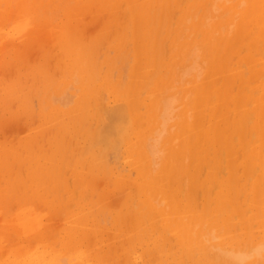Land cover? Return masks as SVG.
I'll list each match as a JSON object with an SVG mask.
<instances>
[{
	"label": "bare ground",
	"instance_id": "bare-ground-1",
	"mask_svg": "<svg viewBox=\"0 0 264 264\" xmlns=\"http://www.w3.org/2000/svg\"><path fill=\"white\" fill-rule=\"evenodd\" d=\"M56 1L0 0V19L14 21L13 25L18 30L17 33L9 34V39H0V76L5 78L10 73L13 79L15 76L21 82L23 79H19L27 74L33 78L39 74L35 78L39 81L38 87L34 88L35 82L33 86L34 93L38 95L40 90L48 91L49 83L46 85L43 82L46 77L53 76L51 62L56 67L62 63L63 91L60 89L58 99H55L71 106L66 112L57 106L48 114L41 110L37 124V118L31 122L34 115L26 105L28 101H20L18 96L14 98L15 101L11 95H5L10 90L7 91L2 82L0 84L5 93H0V106L7 107L14 102L17 107L23 108L20 112L13 109L12 105V108H6L7 116H0V134L3 132L4 135L5 131L10 130V135L0 136V264H264V83L259 96H254V92L252 98L246 99L244 93H234L230 81L240 79L242 75L226 76L229 72L227 63L213 57L214 47H205L207 67L201 82L203 85L200 84L189 99V120L185 118L184 110L178 114L174 112L181 107L174 108V95L165 97V90L164 93L162 91V86L170 85L162 78L172 72V66L165 63L166 60L161 56L168 50L163 46L166 40L162 44L165 39L163 33L172 32L175 13H181V20H189L194 32L203 34L205 46L209 44L208 33H212L215 39L220 35L217 25L208 31L198 29L208 26L210 16L205 15L204 11L202 15H205V19L201 23L196 19V8H204V2ZM122 1L127 28L117 30L110 39V46L108 43L102 44L107 49L113 47L120 51L129 47L131 53V63L129 65L127 62L129 67L125 65L128 67L127 77H124L126 83L121 87V82H118L120 85L116 88V82L111 84L112 72L115 71L114 58L105 57L106 71L103 75L99 74V69H102L99 61L97 57L90 56V49L83 48L81 37L89 22L99 20L98 8L106 6L107 10L114 12ZM215 1L212 0V4L215 5ZM225 1L222 3L226 4ZM183 2H186L184 7ZM253 8L247 15L251 23L252 14L256 13L253 17L255 26L249 28L245 20L239 24L236 35H233L235 42H242L246 38L249 40H245L249 55H244V60L250 64L254 62V56L250 53L256 46L259 47L256 33L264 39V2H258V7L254 5ZM205 10L207 14L208 9ZM172 12L170 29L164 28ZM51 15L53 19L60 17L57 20L59 22L54 24ZM186 29L183 28L182 32ZM102 30H98L95 35L97 44L93 52L102 48L98 46L105 37ZM110 33L107 32V36ZM188 34L189 38L191 35ZM178 39L174 43L180 48L179 53L183 58L189 61L184 73H190L191 70L200 72L202 67L198 55H195L198 50L193 47L190 52H184L181 47L183 42L180 44ZM128 41L130 44L126 43ZM170 44L173 46V39ZM260 49L258 53L264 50ZM125 51L122 53L126 54ZM122 53L114 54L115 58L122 55L120 57L128 61V53L126 56ZM123 60V64L120 63L122 66ZM259 61L264 71V58ZM240 63L244 68L243 62ZM162 67L166 68L164 77L160 75ZM116 70L119 71V79H123L120 70ZM242 70L245 73V69ZM99 75L104 76L105 80L98 81ZM263 76L264 73L260 77ZM255 80L252 82L255 83ZM104 85L112 88L114 100L119 103L110 105L111 108L101 107L104 113L100 115L104 119L99 120L101 116L97 114L99 118L94 125L98 126L95 127L97 130L89 134V129L86 130L87 115L91 109L89 106H92V101L100 100V88ZM68 90L72 92L65 93ZM105 91L104 97L108 92ZM53 95L50 92V97L54 98ZM103 98L102 103L105 101ZM43 103L40 102L42 109H45L47 106H43ZM32 106L30 110L33 107L35 109ZM99 107L95 105L94 110L97 108L98 111ZM173 117L177 119L173 130L169 131L172 127H168V123ZM32 123L36 125L31 126ZM10 128L23 134H17ZM166 132L167 136L162 137ZM44 141L46 146L40 144ZM95 141L105 142L103 146L110 144L107 149L112 154L122 146L127 167L134 175L120 171V168L115 174L111 172L109 163L102 155L107 151L101 153L90 150L91 156L86 154L83 157L81 153L80 159L70 149V144L83 150L90 149ZM102 148L107 150L104 147L99 149L102 151ZM160 151L163 153L159 157ZM101 215L106 217L103 220L109 226L103 225L99 217ZM30 245H34L32 252Z\"/></svg>",
	"mask_w": 264,
	"mask_h": 264
},
{
	"label": "rangeland",
	"instance_id": "rangeland-1",
	"mask_svg": "<svg viewBox=\"0 0 264 264\" xmlns=\"http://www.w3.org/2000/svg\"><path fill=\"white\" fill-rule=\"evenodd\" d=\"M59 1L60 0H57L56 2L57 3H59ZM71 1V0H70ZM203 2H204V4H205V7H206V5H207V8H205V9H208V13L206 14V10L204 9V8H201V7H198V9L196 8V10H198V13H197V16H196V19L197 20H199V22L201 23L202 22V20H204L205 19V15H208L209 14V18H208V26L206 25V26H201L200 28H198V29H202V30H204V31H208V30H210V29H212L213 28V26H215L216 27V25H217V28H219V32H220V35H218V38H212L213 36H212V33H208L207 34V40H208V42H209V44L208 45H204L203 44V42L205 41V37L203 36V34H201V32H194L191 28H190V22H189V20H188V22L186 21V20H184V19H182L181 20V13H175L174 14V19L172 18L173 16V12L171 13V16L168 18V19H166V27H164V28H167V29H170L169 27H170V24L172 23V25L171 26H173L172 27V34L171 33H169V32H167V31H164L165 33H163V34H165V35H163L164 37L163 38H165V39H163L162 40V44H163V41L164 40H166V41H164V48L165 49H168V50H166L167 52L165 53V49L163 50L164 51V53H165V55L166 56H164V53H162V57L164 58V60H166L165 61V63H169L171 66H172V72H171V74H172V76H171V74H167L166 73V68L165 67H162L161 69H160V71H161V74L160 75H162L161 77H164V73H166L165 74V76L166 77H164V78H162V79H164V81L166 82V81H168L167 83H168V85L169 86H162L163 87V89H162V91L163 90H165V93H164V91H163V93H164V95H165V97L166 96H173L174 95V108L175 107H178L179 105L181 106L180 108L178 107V108H176L175 110H174V112L176 113L177 112V114L178 113H180V111L181 110H184L185 111V118L187 119V120H189V112H190V110H191V104H190V102H189V99L194 95V93L198 90V88H199V86H201L200 84H202L203 82V76H204V69L207 67V62H206V64H205V59H204V57L206 58V60H207V56H206V51H205V47H211V48H213L214 47V49H212V54H213V57L215 58V59H217V60H224L226 63H227V67L229 66V72H228V74H225L226 76H229V75H234V76H237V75H242L241 76V78L240 79H234V80H231L230 81V87L232 88V91L234 92V93H244V95L246 96H244V98H248L249 99V97L250 98H252V96H253V94H254V92L256 93L254 96H259L260 94H261V90H262V84L264 83V76L261 78L260 76H261V74H263L264 73V71L261 69V64H260V59L261 58H264V57H262V56H264V50L261 52L262 53V55L260 56V51H259V53H258V48L260 49H264V44H263V41H264V39L263 38H261V35H258L257 33H256V35H257V38H256V41H257V45H259V47H257L256 46V48H255V50L254 51H252L250 54H252L253 56H254V62L252 63V64H250L249 62H246L245 60H244V57L246 56V55H249V54H247L248 53V51H247V45H246V41H249L247 38L246 39H243L244 40V42H243V40H242V42L240 41H238V42H235L234 41V37H233V35H236V33H237V29H238V26H239V24L241 23V22H243V21H247L248 22V19H250V17L247 15V13L248 12H251V11H253V6L255 5L256 7H258V2H260V3H263L264 2V0H257L256 2H255V0H216L214 3H215V5L214 4H212V0H202ZM214 1V0H213ZM223 1H225V3L226 4H224V3H222ZM243 3H242V2ZM206 2V3H205ZM238 2H241V4L240 3H238ZM208 3V4H207ZM230 4H231V6H230ZM237 4H240L239 6L237 5ZM186 5V2H183L182 3V6L184 7ZM210 5H213V6H215V7H211ZM220 5V6H219ZM222 5V6H221ZM236 5V6H235ZM125 5H124V3H123V1L120 3V6H119V8L117 9V11L115 10L114 12L113 11H109V10H107V7L106 6H102V7H100V8H98L96 11L97 12H99V15L97 14V12H96V14L98 15V19L100 20L101 19V21L99 22V20L98 21H95L94 23H88L87 25H86V27L84 28V30L85 31H87V32H84V30H83V32H82V39H83V41H82V46H83V48L84 49H86V50H88V49H90V56L92 55V58H96L97 59V61H99V64H100V67L103 69V72H102V69H99V74H104L105 73V71H106V68H105V64H104V60H105V57H108V58H110L111 57V59H113L114 58V72H112V83L111 84H114V82H116V88H118V86L121 84L122 86L121 87H123L124 86V84L126 83V78H124L125 77V75H126V77H127V70H128V67H129V65H130V61H131V53H130V50H129V47H127V49H122L121 51L120 50H114V48L113 47H110V48H108L107 49V47L105 48V47H103L104 45H105V43H108V46H110L111 45V43H110V39H112L114 36H115V34L117 33V30H122L123 28H127V21H126V16H125V14H124V11H123V7H124ZM247 6H249V7H247ZM225 7H227V8H225ZM233 7V8H232ZM242 7V8H241ZM56 8V7H55ZM201 8V9H200ZM215 8H220V9H216V11H215V9H214V12H213V9ZM253 8V9H252ZM239 9V10H238ZM241 9V10H240ZM99 10V11H98ZM103 10V11H102ZM210 10V11H209ZM222 12H221V11ZM55 10L53 9V12H54ZM205 12V15L203 14L202 15V13H204ZM227 12V14H228V16H227V14H226V12ZM201 12V13H200ZM213 12V13H212ZM225 12V14H223ZM110 13H111V15H110ZM245 13H246V15H245ZM105 14V15H104ZM117 14V15H116ZM256 14V13H255ZM255 14H252V21H251V23L250 22H248V26H249V28H251V27H254L255 26V23H254V21H253V17H254V15ZM107 15V16H106ZM113 16L114 17V15H115V17L113 18V17H110V16ZM180 15V16H179ZM214 15H215V17H214ZM221 15H222V18H221ZM233 15V16H232ZM236 15V16H235ZM52 16V15H51ZM103 16L106 18V17H108V18H106V19H104L103 18ZM178 16V17H177ZM234 16H235V19H234ZM119 18V20H118V18ZM204 17V18H203ZM214 17V18H213ZM54 18V16H52V18H50V19H52L53 20V23L55 24V22L60 18H58L57 16H56V18L55 19H53ZM116 18V19H115ZM174 20H172V19ZM244 20H243V19ZM172 20V22L171 21H169V20ZM201 19V20H200ZM2 19H0V39H1V37H3V38H5V39H9V34H14V33H17L16 32V30H17V28L13 25V24H15L14 23V21H11V20H9V19H7V18H5V19H3L2 21L4 22V23H2V21H1ZM8 21V23H6L7 21ZM103 20L105 21V22H103ZM118 20V21H117ZM178 20V21H177ZM196 20V21H197ZM6 21V22H5ZM11 23H10V22ZM107 21H108V24H107ZM110 21H112V22H110ZM179 21H181V22H179ZM192 21V20H191ZM221 21V22H220ZM57 22H59V21H57ZM110 22V23H109ZM117 22V23H116ZM124 22H125V24H124ZM171 22V23H170ZM188 24H187V23ZM219 23V24H217V23ZM39 23V22H38ZM97 23H98V25H97ZM7 24V25H6ZM111 24H112V28H111ZM117 24V25H116ZM124 24V25H123ZM182 24V25H181ZM223 24V25H222ZM230 24V25H229ZM232 24V25H231ZM250 24V25H249ZM3 25H5L4 27H3ZM96 25V27H94ZM100 25H102V26H100ZM177 25H179V27H177ZM181 25V26H180ZM219 25H220V27L221 26H223V28L221 27H219ZM228 25L231 27L232 26V29L230 28V27H228ZM98 26V27H97ZM108 26V27H107ZM117 26V27H116ZM189 26V27H188ZM226 26V27H225ZM257 26V25H256ZM3 27V28H2ZM90 27H92V28H94V29H91ZM104 27V28H103ZM123 27V28H122ZM177 27V28H176ZM203 27V28H202ZM205 27V28H204ZM209 27V28H208ZM90 28V29H89ZM102 28H103V30H102ZM107 28V29H106ZM116 28H118V29H116ZM183 28L185 29V28H187L184 32H182L183 31ZM228 28H229V32H228ZM235 28V29H234ZM4 29H5V31H4ZM14 29V30H13ZM110 29V30H109ZM111 29H113V30H111ZM206 29V30H205ZM91 30H94V32L93 31H91ZM98 30H102L103 31V36H105V37H103L102 39V41H100V43H99V47H102V48H100L98 51L100 52V54H101V56H100V59L98 58L99 57V52L97 51V52H93V51H95L94 50V48H95V46H96V44H97V42H96V40H95V35H96V33L98 32ZM107 30V31H106ZM125 30V29H124ZM235 30V31H234ZM15 31V32H14ZM18 31V30H17ZM89 31V32H88ZM193 31V32H192ZM9 32V33H8ZM91 32L93 33V34H91ZM107 32L108 33H110L111 35H109V36H107L108 34H107ZM178 34H177V33ZM189 34H188V33ZM222 32V33H221ZM105 33V34H104ZM167 33V34H166ZM181 33V34H180ZM183 33V34H182ZM193 35H192V34ZM229 33H231V34H229ZM7 34V35H6ZM85 34H86V38H85ZM171 34V35H170ZM174 34H176L175 36H174ZM187 34L190 36L189 38H188V36H187ZM223 36H222V35ZM6 35V36H5ZM113 35V36H112ZM167 35V36H166ZM169 35V36H168ZM195 35V36H194ZM173 38H172V37ZM181 36V37H180ZM197 36V37H196ZM7 37V38H6ZM109 39H108V38ZM169 37H171V38H169ZM178 37H179V39H178ZM192 37L193 38H195V39H192ZM204 37V38H203ZM228 37V38H227ZM233 38V42H231V38ZM247 37V36H246ZM181 38V39H180ZM200 38H201V40H200ZM85 39H87V40H85ZM106 39V40H105ZM173 39V46L170 44L171 43V40ZM176 39H178L179 40V42H180V44L183 42H186V43H182V45H181V47L184 49L183 51L184 52H190V50L193 48V47H196L195 49H197L198 51H197V53L195 54V55H198V62L201 64V67L203 68H201V70H200V72L199 71H195V70H191L190 71V73L188 72V73H184V71H185V68L188 66V64H189V61L188 60H185V58H183V56H182V54H180L179 53V51H180V48L174 43V40H176ZM190 39H192V40H190ZM203 39V40H202ZM259 41H258V40ZM186 40V41H185ZM200 40V41H199ZM246 40V41H245ZM92 41V42H91ZM169 41V42H168ZM192 41V43H190ZM228 41V42H227ZM261 41V42H260ZM211 42V43H210ZM222 42V43H221ZM259 42L261 43V44H259ZM127 44H130L129 43V41L128 42H126ZM222 45H221V44ZM232 43V44H231ZM102 44H103V46H102ZM165 44L167 45V46H165ZM228 44H230V45H228ZM263 44V45H262ZM43 45H44V43H43ZM169 45V46H168ZM193 45V46H192ZM210 45V46H209ZM234 45V46H233ZM242 47H241V46ZM243 45H245V47L243 46ZM237 46V47H236ZM263 46V47H262ZM221 47V48H220ZM228 47V48H227ZM236 47V48H235ZM171 48V49H170ZM173 48V49H172ZM179 48V49H178ZM190 48V49H189ZM218 48H220V49H218ZM242 48V49H241ZM111 49H112V51L114 50V52H112V53H109V52H111ZM176 49V50H175ZM229 49V50H228ZM241 49V50H240ZM260 49V50H261ZM102 52H101V51ZM125 50H127V56L129 55V53H130V55L127 57L126 56V54L125 53H122L123 51L124 52H126ZM169 50H171V52L169 51ZM221 50V51H220ZM106 53H105V52ZM109 51V52H108ZM219 51V52H218ZM236 51V52H235ZM241 51V52H240ZM247 51V52H246ZM121 54H125V56H126V58H127V60L128 61H126L125 59L123 60V57H120V56H122V55H117L118 56V58L116 59L115 58V55L116 54H119V53ZM177 52V53H176ZM240 52V53H239ZM242 52H244V53H242ZM256 52V53H255ZM95 53V54H94ZM107 53H109V55L107 54ZM219 53V54H218ZM229 53V54H228ZM254 53V54H253ZM258 53V54H257ZM99 54V55H98ZM106 56H105V55ZM115 54V55H114ZM94 55V56H93ZM108 55V56H107ZM172 55V56H171ZM176 55H178V56H176ZM179 55H181V56H179ZM205 55V56H204ZM217 55V56H216ZM220 55V56H219ZM245 55V56H244ZM257 55V57H255ZM104 56V57H103ZM116 56V57H117ZM229 56V57H228ZM233 56V57H232ZM234 56H235V58H234ZM242 56V57H241ZM113 57V58H112ZM166 57V58H165ZM177 57H179V58H177ZM199 57H200V59H199ZM125 58V57H124ZM224 58V59H223ZM243 58V59H242ZM116 59V60H115ZM130 59V60H129ZM177 59V60H176ZM181 61H180V60ZM226 59V60H225ZM101 60V61H100ZM121 60V61H120ZM122 60H123V62H124V65L122 66L120 63H122ZM173 60H174V62H173ZM202 60H203V62H204V64H203V62H202ZM229 62H228V61ZM237 60V61H236ZM119 61V62H118ZM113 62V61H112ZM127 62H129V65H128V63ZM173 62V63H172ZM180 62V63H179ZM184 62V63H183ZM240 62H243V64L242 65H244V68H243V66H241V63ZM126 63V64H125ZM177 63V64H176ZM183 65H182V64ZM238 63V64H237ZM246 63V64H245ZM123 64V63H122ZM230 64H231V66H230ZM240 64V65H239ZM125 65H127V66H125ZM246 65V66H245ZM51 66L53 67V73H52V78L50 77V78H47L46 77V79L45 80H47V81H45L44 80V84H46V85H48V83H49V85L51 86V87H49V85H48V91H43V90H40L39 91V94L38 95H36V92L34 93V90H33V86H34V82H35V85L36 86H34V88H37L38 87V82L36 81V77L39 75V74H36V77H31V75L30 74H27V76L26 77H23V78H21V79H19V81H21L22 79V83L21 82H18V79H17V77L15 78V76H14V79H13V77H12V74H10L9 73V75H7V77L8 78H6V75H5V78L4 77H2V76H0L1 77V80H0V84H1V82H2V84L3 85H5V88L7 89V91H9L10 90V92H6V94L5 93H3V88H0V93H1V95H3V94H5V95H7V96H10L11 95V98H15V97H17L18 96V98L20 99V101L21 100H23L24 102L26 101H28L27 103H26V105H28V109H29V111H32V114L34 115V118H33V120L31 121V122H33L37 117L39 118V115H40V112H41V110H43V113L45 114V113H50L51 111L50 110H52V108L53 107H59L60 108V110L63 112H66V110H69V108H71V106L70 105H67L66 106V104H64V103H59L60 101H58V100H56V99H58L57 98V96H58V92L60 91V89H61V91H63V85H62V82H63V78H64V72H63V70L64 69H62L63 67H61L62 66V63H60V66H58L60 69H58V67H56V64L54 65V63H53V61L51 62ZM55 66V67H54ZM115 66H116V68H115ZM118 66V67H117ZM121 66V67H120ZM125 66V67H124ZM177 66V67H176ZM184 67V68H183ZM242 67V68H241ZM253 67V68H252ZM56 68V69H55ZM174 68V69H173ZM182 68V69H181ZM239 68V69H238ZM241 68V69H240ZM258 68V69H257ZM260 68V69H259ZM54 69H55V71H57V72H55L54 71ZM116 69H119L120 70V72L122 73L121 74V78L123 77V79H119L120 78V74H119V71L117 72V70ZM184 69V70H183ZM234 69V70H233ZM242 69H245V73H243L242 71ZM162 70H164L163 72H162ZM246 70H248L247 72H246ZM60 71V72H59ZM181 71H183V72H181ZM253 71H255V72H253ZM260 71V72H259ZM262 71H263V73H262ZM63 74H62V73ZM115 72H117V73H115ZM195 72V73H194ZM198 72V73H197ZM240 72V73H239ZM251 72V73H250ZM57 73V74H56ZM59 73V74H58ZM184 73V74H183ZM235 73V74H234ZM247 73V74H246ZM56 74V75H55ZM62 76H61V75ZM66 74V73H65ZM183 74V75H182ZM186 74V75H185ZM198 76V78H197V76ZM199 74V75H198ZM243 74H245V75H243ZM257 74V75H256ZM260 74V75H259ZM3 75V76H4ZM10 75H11V77L12 78H10ZM30 75V76H29ZM102 75H99V80L98 81H103V80H105L104 78V76H102ZM114 75H115V79H114ZM249 75H253V76H249ZM256 75V76H255ZM56 76V77H55ZM170 76H171V78H170ZM174 76V77H173ZM182 76V77H181ZM244 76H246V77H244ZM248 76H249V78H248ZM255 76V77H254ZM31 77V78H30ZM200 77V78H199ZM243 77V78H242ZM258 77V78H257ZM29 80H28V79ZM38 78V77H37ZM58 78V79H57ZM251 78V79H250ZM32 79V80H31ZM61 81H60V80ZM173 79V80H172ZM256 79V80H255ZM261 79H263V80H261ZM8 80V81H7ZM10 80V81H9ZM32 82H31V81ZM38 80V79H37ZM49 80L51 81V82H55V83H51V82H49ZM55 80V81H54ZM56 80H57V82H56ZM125 80V81H124ZM175 80V81H174ZM188 80V81H187ZM237 80V81H236ZM239 80V81H238ZM252 80H255V83H254V81L252 82ZM24 81V82H23ZM28 81H30V82H28ZM186 81H187V83H186ZM245 83H244V82ZM260 83H259V82ZM7 82H9V84L7 83ZM11 82V83H10ZM26 82H28V83H26ZM60 82V83H59ZM118 82H121L120 84H118ZM202 82V83H201ZM217 82H220V81H217ZM217 82H215L214 84H217ZM235 82V83H234ZM25 83V84H24ZM56 83H59V84H56ZM100 83V82H99ZM181 83V84H180ZM241 83H242V85H241ZM1 84V85H2ZM10 84H12L11 86H10ZM41 84H42V82H41ZM183 84V85H182ZM1 85H0V87H1ZM8 85V86H7ZM19 85H20V87H19ZM24 85V86H23ZM27 85V86H26ZM203 85V84H202ZM241 85V86H240ZM246 85V86H245ZM255 87H254V86ZM54 86V87H53ZM55 86H57V87H55ZM58 86H59V88H58ZM233 86L235 87V89L233 88ZM30 87V88H29ZM62 87V88H61ZM110 87V86H109ZM108 86H106V85H104V87H101L100 88V90H101V93L99 94V98H100V100L98 99V102H94V101H92L91 102V104L90 105H92V106H89V112H88V115H87V119H88V121H90L89 123H88V121H87V119H86V121H87V124H86V126H87V128H86V130H88V132H89V134H92V133H95L96 132V130L97 129H95V127L97 128L98 126H94L95 125V122H97L96 120H97V118H99V115L100 114H103L104 113V109H105V107L107 106V108L110 106V105H115V103H116V105L119 103L118 101H116V100H114V97H113V95H115V93H113V91H112V88L110 87L109 88ZM171 87H173L172 89H169V88H171ZM236 87L239 89V91H238V89H236ZM240 87V88H239ZM246 87V88H245ZM9 88V89H8ZM12 88V89H11ZM17 88V89H16ZM19 88H21L22 89V91H21V89H19ZM32 88V89H31ZM175 88V89H174ZM2 89V90H1ZM30 89H31V94H32V92H33V94H34V96H35V102H34V96H33V98H32V96H31V94L29 93V91H30ZM52 89V90H51ZM55 89V90H54ZM58 89V90H57ZM109 89H111V90H109ZM188 89V90H187ZM243 89H244V91H243ZM257 89H258V91H257ZM12 90V91H11ZM33 90V91H32ZM51 90V91H50ZM104 90H106L105 92H107V93H105L106 95H105V97H104V95H103V93H104ZM242 90V91H241ZM248 92H247V91ZM253 90H255V91H253ZM14 91V92H13ZM16 91V92H15ZM53 91H55V92H53ZM72 92V90H68L67 92H65V93H68V92ZM12 92V93H11ZM40 92H41V94H40ZM50 92H51V95L52 94H55V95H53V97L54 98H52V97H50ZM57 92V93H56ZM258 92V93H257ZM11 93V94H10ZM14 93H15V95H14ZM43 93V94H42ZM46 93H48V94H46ZM62 93V92H61ZM13 94V95H12ZM32 94V95H33ZM171 94H173V95H171ZM252 94V95H251ZM23 95H25V97H23ZM39 95H41V96H39ZM47 97H46V96ZM61 95V94H60ZM59 95V96H60ZM100 95H101V97L103 98V101H104V99H105V103L103 104L102 103V98L100 97ZM187 97H186V96ZM22 96V97H21ZM29 96H30V98H29ZM49 96V97H48ZM21 97V98H20ZM49 100H47L46 98ZM176 97V98H175ZM185 97V98H184ZM24 98V99H23ZM30 100L31 98L33 99H31L30 100V102H29V100ZM40 98L42 99L41 101H40ZM43 98H44V100H43ZM56 98V99H55ZM110 98V99H109ZM112 98H113V100H112ZM107 99V100H106ZM15 100V99H14ZM46 100V101H45ZM50 100H51V102H50ZM54 100V101H53ZM16 101V100H15ZM20 101H18V102H20ZM31 101L33 102V106H35V109H34V107L30 110V108H31V106H29L30 104H31ZM42 101H44V103H43V106H47V107H45V109L43 108L42 109V105L40 104V102H42ZM53 101V102H52ZM100 101H101V103L102 104H100ZM111 101V102H110ZM149 100H146V102H148ZM118 102V103H117ZM13 103V104H12ZM11 104H9L7 107L5 106V107H2V106H0V111L2 112H0V116L2 117L3 115H8V108H12L11 106L13 105V109L15 108L16 110H18V111H20V112H22L23 111V108H21V107H17L18 105H16V103H14V102H12ZM34 103H36V105H34ZM39 103V104H38ZM59 103V105H57ZM90 103V102H89ZM98 103H99V106H98ZM108 103H110V104H108ZM112 103H114V104H112ZM49 104V105H48ZM52 104V105H51ZM54 104H56V105H54ZM64 104V105H63ZM185 104H186V106H185ZM51 105V106H50ZM95 105H97V108L99 107V110L97 111V108L94 110V107H95ZM16 106V107H15ZM104 106V109H102L101 107H103ZM41 107V108H40ZM7 108V109H6ZM18 108H20V109H18ZM36 108H38V109H36ZM67 108V109H66ZM106 108V109H107ZM109 108H111V107H109ZM3 109V110H2ZM4 109L6 110V111H4ZM189 109V110H188ZM35 110V111H34ZM48 110V111H47ZM101 110V111H100ZM46 111V112H45ZM91 111V112H90ZM95 111H96V113H95ZM101 113H100V112ZM141 111H143V110H141ZM189 111V112H188ZM92 112H94L96 115L97 114H99V115H93V114H91ZM174 113V114H175ZM188 113V114H187ZM174 114H173V116H174ZM5 116V117H6ZM93 116V117H92ZM101 116V115H100ZM23 117V116H22ZM103 116H101L100 118H99V120L100 119H104V117L102 118ZM106 117V116H105ZM24 118V117H23ZM36 119V122H37V124H38V121L37 120H39V119ZM91 118V119H90ZM107 118V117H106ZM105 118V121L107 120ZM94 119V120H93ZM176 119H177V117L176 118H172L170 121H169V123H168V127L169 126H171L172 128L171 129H169V131H172L173 130V126H174V123H175V121H176ZM94 122H93V121ZM98 120V121H99ZM86 121H85V123H86ZM35 122V121H34ZM94 124H93V123ZM102 122V121H101ZM107 122V121H106ZM90 124V125H89ZM92 124H93V126H92ZM34 125H36V123H32L31 124V126H34ZM92 127V130L90 131V128ZM89 127V128H88ZM94 127V128H93ZM11 129V128H10ZM95 129V130H94ZM12 131L14 130V131H16L17 129H11ZM19 130H21V128H19ZM21 131H23V130H21ZM10 130L9 131H5V133H4V135H3V132L0 134V136H2L3 135V137H5V136H7V135H10ZM91 132V133H90ZM16 133L17 134H20L18 131H16ZM21 134H23V132L21 133ZM20 134V135H21ZM167 132L162 136V137H164V136H167ZM161 137V138H162ZM113 138H115V137H113ZM81 142V141H80ZM94 142V141H93ZM114 142V141H113ZM116 142V141H115ZM44 143V144H43ZM47 143V142H46ZM103 143V144H102ZM104 143L105 142H101V141H99V142H97V141H95V144H93V146L90 148V149H81L79 146H77V145H74V144H70V149H71V151H72V153H73V151H74V153L76 154H74L76 157H79L80 159H81V155L84 157L86 154V156H91L92 154H91V151L90 150H92L93 152H95V151H100L101 153H103V152H105V151H107V152H105V153H103L102 155H104V160H106V162L107 163H109L108 164V169L111 171V172H115V173H117L119 170L121 171V170H123L124 172H126V173H131L132 174V176L134 175V172L132 171V170H130V168H129V166L127 167V160H126V157H125V152H122V151H124L123 149V147L122 146H120V147H118L119 148V150L118 149H116V153H114V154H112V151L110 152V151H108L109 149H107V148H109L110 146H108V145H110V144H108L107 143V146H106V144H105V146H103L104 145ZM40 144H43L44 146H46L45 145V141L44 142H41ZM97 144H99V145H97ZM102 144V145H101ZM77 146V149H78V151H77V149L75 148ZM97 146V147H96ZM93 147H95V149L93 148ZM101 149V147H104L105 149H107V150H104L103 148V150L101 151L99 148ZM93 148V149H92ZM120 148H121V150H120ZM123 148V149H122ZM74 149V150H73ZM76 150V151H75ZM110 150H111V148H110ZM82 151V152H81ZM84 151V152H83ZM88 151V152H87ZM90 151V152H89ZM117 151H118V153H117ZM78 152H79V154H78ZM121 152V153H120ZM161 152V153H160ZM159 152V154H158V156L160 157V155H162V151H160ZM82 153V154H81ZM85 153V154H84ZM106 153L108 154V155H106ZM110 154V155H109ZM119 156H118V155ZM114 155H116V156H118V158H116V156H114ZM123 155V156H122ZM112 157V158H111ZM121 157V158H120ZM124 157H125V159H124ZM116 158V159H115ZM114 159V160H113ZM107 160H109V161H107ZM113 161V162H112ZM111 162H112V164H111ZM117 162H119V163H117ZM118 164V166L116 165V164ZM113 164H115L116 166H114ZM116 168L115 170L113 169V168ZM111 168V169H110ZM119 170H118V169ZM129 168V169H128ZM154 168H156V166H154ZM114 170V171H113ZM117 170V171H116ZM129 170V172H127ZM114 173V174H115ZM242 182H244V181H242ZM103 215H101V216H99L100 218H101V222L102 223H104L103 225H107V226H109V224H107V222H104V220H103V218H106V217H102ZM101 223V224H102ZM108 223H109V221H108ZM109 228H111V227H109ZM104 237H106V235L104 234ZM29 249L31 250V249H34V245H30L29 246ZM31 252H32V250H31ZM4 258H5V256H3ZM3 257H1V259L3 260L4 258ZM5 260V259H4Z\"/></svg>",
	"mask_w": 264,
	"mask_h": 264
}]
</instances>
